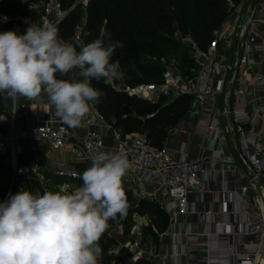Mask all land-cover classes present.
<instances>
[{"label": "built area", "instance_id": "obj_1", "mask_svg": "<svg viewBox=\"0 0 264 264\" xmlns=\"http://www.w3.org/2000/svg\"><path fill=\"white\" fill-rule=\"evenodd\" d=\"M14 1L23 3L36 14L28 18L2 15V20L7 17L5 22L18 26L23 34L30 24L43 26L45 23H53L59 28L69 14L61 0ZM254 9L255 13L249 24L246 22L249 16H241L235 27L226 21L221 28L215 30L207 50L199 49L191 41L195 75L186 76L180 64L172 62L166 65L159 82L125 85L118 89L129 96L149 101L185 95L199 104L232 90V95L228 97L226 131L232 136L236 149H239V142L253 175L247 186L236 190L223 186L218 190L222 197L225 221H213L211 229L200 234L181 227V218L188 215L204 214L215 220L212 203L196 205L192 201L196 192L204 185L205 169L201 161H190L185 151H180L179 156L174 157L167 148L151 147L143 135L129 138L117 131L114 145L108 147L101 132V126L106 121L98 111H89L82 119L81 124L86 127V132L81 137H77L73 129L59 118L46 113L35 114V125L23 128L19 126V113L26 111L27 106L19 101L15 105L11 101L7 116L0 117L3 128L0 138V166L9 165L10 168V182L5 196L0 197V203L7 201L16 190H26L32 181L44 187L43 174L47 168L44 159L48 160L52 153H68L73 164L85 165L91 164L93 155L98 151L124 152L131 165L126 175H136L141 183L155 185L171 199L173 209L170 212V222L177 230L168 233L152 226V233L148 234L150 224L146 217H141L142 222L136 219V224L124 234L118 231L123 222L117 217L112 224L109 222V228L103 234V242L112 240V244L106 251H102L98 264H137L140 259L154 264L155 259H158L157 264H264V95L260 98L263 100L262 108L252 112L247 109L245 100L250 88L264 90V33L260 29L261 19L258 17L264 12V0H258ZM75 40L82 47L81 37ZM233 40L237 42L235 61L229 65L221 49L231 48ZM257 54L261 55L263 69L247 76V71L260 63L256 59ZM208 129L215 134L213 158L220 160L223 150L218 138V120L214 116ZM41 146L45 147L44 154L39 152ZM24 152L29 154V165L19 163V156ZM8 157L9 164L4 162ZM53 167L56 177L80 179L78 171L64 163H57ZM250 190L251 196L248 193ZM60 191H67V188L63 187ZM215 192L214 189L207 190L211 196ZM141 197L157 201L153 193L144 192ZM229 217L231 221L227 220ZM153 236H169L171 250L167 254L157 255L154 245L149 241ZM99 245L101 247L100 241ZM201 248L205 249L204 257L189 259L191 249Z\"/></svg>", "mask_w": 264, "mask_h": 264}, {"label": "clouds", "instance_id": "obj_2", "mask_svg": "<svg viewBox=\"0 0 264 264\" xmlns=\"http://www.w3.org/2000/svg\"><path fill=\"white\" fill-rule=\"evenodd\" d=\"M121 46L104 34L77 51L53 23L30 24L23 35L0 32V93L14 105L46 98L64 124L77 128L103 95L91 81L107 85L122 75L111 60ZM130 166L124 152L98 151L74 192L10 195L0 203V264H98L109 221L127 214L122 180Z\"/></svg>", "mask_w": 264, "mask_h": 264}, {"label": "trees", "instance_id": "obj_3", "mask_svg": "<svg viewBox=\"0 0 264 264\" xmlns=\"http://www.w3.org/2000/svg\"><path fill=\"white\" fill-rule=\"evenodd\" d=\"M72 1L74 0H61L65 9ZM241 1L88 0L87 19L80 37L83 45L101 38L104 34H110L113 43L121 42L122 46L115 49L111 60L118 63L126 85L159 82L166 65L160 61L144 62L143 57L152 60L170 55L172 50L168 46L179 43L185 37H189L199 49L207 50L213 40L214 31L221 28L230 16L232 9L230 2L241 3ZM2 15H20L28 18L36 14L21 2L1 0L0 32L16 31L12 22L2 20ZM78 22L76 10H72L58 28L59 38L73 43L77 46V51L80 50L75 40ZM16 32L18 34L19 30ZM186 50L185 54H188V57L180 62V67L186 76H193L196 69L189 44ZM91 83L103 93L96 102V107L106 123L113 126L123 137L134 133L145 136L150 146L156 149L163 148L169 130L189 110L192 101L185 95L176 98L161 97L149 101L145 98L129 96L122 90L116 89L112 83L106 85L102 80L100 82L92 80ZM10 102L11 99H6L5 95L0 93V117L7 116ZM2 131L0 124V138ZM26 190H29V186ZM17 192L19 191L16 190L12 195ZM5 194L6 189H0V197L3 198ZM130 195L131 193L128 192L127 196ZM128 213H149L153 216L154 225L148 227V234L152 233V226L159 231H165L168 226L167 212L156 204H149L147 200H141L138 207L133 211L127 210ZM109 222L112 224L113 220ZM100 244L102 251H106L112 240L103 242L101 237ZM137 264L154 263L140 259Z\"/></svg>", "mask_w": 264, "mask_h": 264}, {"label": "crops", "instance_id": "obj_4", "mask_svg": "<svg viewBox=\"0 0 264 264\" xmlns=\"http://www.w3.org/2000/svg\"><path fill=\"white\" fill-rule=\"evenodd\" d=\"M257 1L258 0H245L246 7L244 8V12H242V16L248 17L251 11L255 8ZM258 17L261 19L260 29L264 33V12L259 14ZM18 34L23 35V32L19 31ZM236 45V40H233L231 48L221 49V53L222 55H225L229 65H232L235 61L234 51L236 49ZM256 59L260 62L261 55L257 54ZM262 69L263 64L260 62L256 67L247 71V76H250L254 71ZM239 72L242 71L240 70ZM199 84L200 83H197L198 86H200ZM232 93L233 92L231 90L229 93L226 91L224 95L218 98L210 97L206 99L203 104H199L198 102L192 100L190 102L189 110L179 119L177 124L169 130L168 135L163 142V147L171 151L174 157H178L180 151H185L187 158L190 161H201L204 165V185L196 192L192 201L196 205L212 203L215 211V220L204 214L188 215L185 218H181V227L196 234H200L211 229V223L213 221H225V217L222 214V197L218 190L223 186L234 190L247 186L249 184V178L253 175V170L248 164L245 155L241 151L239 142L237 143L239 149H236L232 136L226 131L228 125V114L225 112V95L228 94L229 97ZM263 95L264 90L250 88L247 91L245 100L249 112L262 108L263 100L261 101L260 98L263 97ZM19 102L27 106L26 111H20L19 113L20 127L24 128L27 125H30V120L34 119V115L37 113H46L58 118L55 115L54 107L47 102L46 98L38 101L21 98ZM89 111H98L96 102H92L90 104ZM213 116L218 120V138L223 150V156L220 160H215L213 158V151L215 149V134L211 133L208 129V125ZM72 129L77 137L83 136L86 132V127L82 124L79 127ZM101 132L106 145L108 147L114 145L115 129L113 126L105 123L101 126ZM127 136L129 137V135ZM39 152L44 154L45 147L41 146ZM44 162L47 165L46 171L43 174L45 179L44 187H42L39 183L32 181L28 184V191L32 192L34 195H43L46 191H60V189L65 187L67 188V191H62L63 193H72L80 187L81 179H65L64 182L61 180L63 178L60 179L54 174L55 169L53 165L57 163H64L69 167L75 168L80 174V170L77 169L78 165L73 164L68 153L62 155L52 153L48 160L44 159ZM19 163L21 165H29L31 163L29 154L26 152L21 153L19 156ZM73 181H77V183H73ZM140 183L141 182L138 180V177L133 174L125 175L122 180V184L125 189L131 190L140 196H143L144 192L155 194L157 197V205L159 208L167 212L168 215L169 222L165 231L168 233L175 232L177 227L170 222V212L173 209L171 199H169L165 193L152 184L146 185L145 191L142 192L139 187ZM7 186L8 185H4L0 182V189H6L7 191ZM208 189H214L216 191L215 194L213 196L208 194ZM248 193L250 196L252 195L251 190ZM160 203H162V205H160ZM227 220L231 221L232 219L229 217ZM138 221L140 223L142 222L140 220ZM124 227L125 224L122 223L121 226L118 227V231L123 233ZM149 241L154 245V250L157 255L167 254L171 250V241L169 236H164L162 238L153 236L149 239ZM204 256L205 249L203 248L191 249L189 252V259L191 260H196L197 258ZM154 261L155 264L158 263V259H155Z\"/></svg>", "mask_w": 264, "mask_h": 264}, {"label": "rangeland", "instance_id": "obj_5", "mask_svg": "<svg viewBox=\"0 0 264 264\" xmlns=\"http://www.w3.org/2000/svg\"><path fill=\"white\" fill-rule=\"evenodd\" d=\"M87 6H88V0H74V1L70 2L69 5H66V9L69 12H71L72 10H76V15H77V17L79 19L78 26H77V29H76V32H75V39L77 37L81 36V31H82L83 25H84V23H85V21L87 19ZM245 7H246V3L245 2L243 3V0L241 1V3L230 2V9L231 8L232 9H231L230 16L227 18L226 21H228L230 24H232L235 27L238 24L239 20L241 19L242 12H244V8ZM22 26L26 27L24 24H22ZM191 41L192 40L189 37H185V38L181 39L179 41V43H176V44L168 46L172 50V53H170V55H164L161 58H156V59H152V60L150 58H144L143 57L142 61H144V62H147V61L158 62V61H160L164 65H169L172 62H176V63L180 64V62L183 59H186L188 57V54H185V53L187 51L186 50L187 44L190 45ZM82 46H83V43H82ZM184 55H186V56L184 57ZM111 83L117 89H121V88H123L126 85V83L124 82L123 75H121L118 79H114ZM137 135H139V134L138 133L130 134L129 138L132 137V136L135 137ZM4 160H5L4 161L5 163L9 164V162H10L9 157L5 158ZM90 166H80L79 167L80 176ZM9 170H10L9 165H3V166L1 165L0 166V182L2 184H4V185H8L9 182H10ZM61 180L64 181L65 179H61ZM74 182L77 183V181H73V183ZM82 184H83V181L80 180V187L82 186ZM123 189L125 191L126 196H127L128 192L131 193L130 196H127L128 197L127 198L128 199L127 203H128V210L129 211H133L136 207H138V205L140 204L141 200H147L149 204L153 203V204L157 205V203L154 200H152L151 198L141 197L137 193H135V192H133L131 190L125 189L124 186H123ZM129 213H131V212H129ZM128 214H126L124 216H120L118 214V216H117L125 224L124 231H123L124 234H127L128 231L132 228V226L134 224H136L135 220L136 219L140 220L141 217H145L146 216L149 224L150 225L151 224L154 225V223H153L154 218L149 213H144V214L132 213V214H129V215ZM102 241H104L103 240V235H102Z\"/></svg>", "mask_w": 264, "mask_h": 264}, {"label": "water", "instance_id": "obj_6", "mask_svg": "<svg viewBox=\"0 0 264 264\" xmlns=\"http://www.w3.org/2000/svg\"><path fill=\"white\" fill-rule=\"evenodd\" d=\"M254 13H255V9L252 10L251 14L249 15L248 19H247V24L250 23L251 19L253 18L254 16ZM15 30L18 31L19 30V27L18 26H15ZM235 76V75H234ZM225 112L228 114L229 113V100H228V94L225 95ZM35 125V120L34 119H31L30 120V126L33 127ZM140 189L142 192L145 191L146 189V184L145 183H140L139 185Z\"/></svg>", "mask_w": 264, "mask_h": 264}]
</instances>
